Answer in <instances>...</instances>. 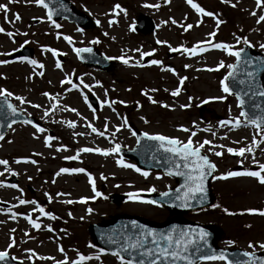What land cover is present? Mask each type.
<instances>
[{
  "label": "rangeland",
  "instance_id": "rangeland-1",
  "mask_svg": "<svg viewBox=\"0 0 264 264\" xmlns=\"http://www.w3.org/2000/svg\"><path fill=\"white\" fill-rule=\"evenodd\" d=\"M71 1L96 21L94 27H78L66 19L49 21L48 10L31 0H18L16 3L0 0V4H6L9 8L7 19L5 13L0 11V28L5 30L0 33V61H8L0 64V89L13 93L9 98L15 105L39 118L46 129L44 133H37L30 124H15L0 141V159L8 160L9 168L16 173L6 172L4 166L0 165V172H3L0 182L5 185L0 187V201L10 205L8 208L0 207V251H7L22 264H56L63 261L65 256L69 260L76 259L77 253L100 255V261L91 260L87 264H119L115 256L101 252L95 246L88 230L91 223L109 219L117 213L141 215L156 221H163L169 216L166 209L133 202L127 195L129 192H147L152 187L156 189L155 192L167 189L174 181L165 174L148 172L145 178L133 169L120 167L116 163L118 159L131 164H135V161L122 158L118 152L107 156L95 151L79 152L76 160L65 159L77 155L78 150L84 147L110 150L116 144H121L131 148L136 139L128 124L121 126L125 120L149 135L160 134L186 141L195 131L196 135L192 137L194 143L207 139L214 145H224L223 149H214L222 151L221 157L207 151L209 145L202 149L217 166L214 177L227 171L258 170L253 156L259 163H264V142L259 143L253 153L246 154V158L227 153L228 147H248L253 137L258 142L261 137L254 126H246L244 118L240 117L241 108L237 99L222 91L220 81L229 69L208 71L209 68L217 69L221 61L224 64L235 61V57L209 47V43H226L233 45L232 50H237L244 45L243 38H247L249 44L264 51L260 47L264 44V22L256 23L258 16L264 14V9L257 8L255 0H230V3L193 0L223 21L218 27L213 17L200 16L186 0H168L167 3L165 0ZM117 4L125 11L116 9L114 14ZM146 4H158L159 8L146 7ZM232 4L236 6L232 7ZM252 12H256V16L251 15ZM14 14L21 19L16 21ZM140 15L154 20L156 25L152 31L144 33L133 29ZM109 20L114 21L111 26ZM172 20L177 23L173 24ZM55 24L61 27L56 28ZM188 24L193 27L185 30ZM8 32L14 35L9 37L6 35ZM212 32L216 33L215 36L209 35ZM64 36L72 37L73 43L65 41ZM235 37H241V41L237 43ZM93 40L99 43H90ZM157 40L162 43L157 44ZM197 43H203L208 50L198 51L196 55L183 51ZM91 46L112 60L113 66L109 71L84 66L73 51V48ZM169 46L180 51H170ZM21 47L33 50L32 59L37 61V65L22 61L21 57L10 59L12 53ZM47 48L56 50L57 55L53 56ZM136 49L153 54L141 58ZM122 55L130 58L128 65L119 59ZM152 59H158L162 64L152 65ZM57 60L60 68L55 66ZM136 61L144 66H132ZM40 64L43 68L38 66ZM167 68H172L175 74L167 71ZM184 77L186 79L180 85L179 79ZM69 79L77 85L76 88L67 83ZM83 84H88L90 88H84ZM178 86L181 91L173 97L171 92ZM45 92L58 99H49L43 95ZM90 94L99 98L101 106L98 110L89 107V102L85 103L84 96ZM15 96L24 97L30 103L21 104ZM148 96L157 103H151ZM220 96L226 98L213 99ZM112 101L116 103L109 107L107 102ZM33 104L39 107H32ZM53 104L57 105L55 109L52 108ZM165 104L169 107L162 106ZM180 105L189 106L181 108ZM46 110L48 115L44 114ZM237 117L242 121L240 127L220 126V121ZM69 122H74L75 127H69ZM89 124L104 132V136L91 132L87 126ZM117 128L119 131H116ZM181 128H188L189 132ZM49 135L54 137L50 147L44 144L45 137ZM237 141L239 143H234ZM57 148L61 150L57 151ZM25 159L35 160L36 163H25ZM241 159L243 165L238 163ZM16 160L21 162L15 163ZM64 167L83 168L85 172L57 176L59 169ZM88 175L93 179L95 191ZM10 176L19 179L15 183L17 188L10 187ZM214 177V205L219 207L186 217L220 227L223 231L221 246L233 245L251 251L247 247L249 241L264 242V217L248 214L244 210L264 209V185L252 177L224 180ZM96 192L101 195L96 196ZM111 193L124 194L127 200L111 202L108 198ZM19 199L36 201L38 206L51 212L57 219L41 216L38 211H33L35 206L32 204L20 205ZM82 199L84 202H81ZM66 200L73 203H65ZM89 208L92 209L91 213L87 211ZM225 208L234 214H227ZM12 213L18 214L15 219L11 218ZM25 215L36 220L40 228H32ZM49 226L52 231H48ZM12 240L15 244L9 248ZM228 241L234 243L229 245ZM60 248L64 252H60ZM29 250L37 255L29 259ZM256 251L260 250L257 248ZM39 256L54 259L41 260L37 258ZM202 264L223 262L208 261Z\"/></svg>",
  "mask_w": 264,
  "mask_h": 264
},
{
  "label": "snow or ice",
  "instance_id": "snow-or-ice-1",
  "mask_svg": "<svg viewBox=\"0 0 264 264\" xmlns=\"http://www.w3.org/2000/svg\"><path fill=\"white\" fill-rule=\"evenodd\" d=\"M18 0H9V3H16ZM31 2H34L35 4L44 7L45 9H48L47 11V18L49 21L52 20L53 17V11L49 8V4L45 2V0H31ZM167 3L168 0H165ZM186 2L196 11L197 14L200 16H208L213 17L216 20L217 27L223 23L222 20H219L216 18V15L211 11H206L203 7H201L199 4L194 3L193 0H186ZM224 3H230V0H222ZM256 7L264 9V0H255ZM146 7H155L159 8L158 4H146ZM232 7H235V4L231 5ZM118 9L119 12H124L125 10L119 5L114 6V14L115 10ZM0 11H3L5 13V19H7V13L9 11V8L6 4H0ZM251 15L256 16V12H252ZM14 19L16 21H19L21 17L18 14H14ZM261 22H264V14H261L258 16L256 23L259 24ZM53 23H55L53 21ZM99 23V21H97ZM114 23L113 20H109V26ZM173 24H176L177 22L175 20H172ZM56 28H60L61 26L59 24H55ZM193 25L188 24L185 27V30H188L192 28ZM5 30L3 28H0V33H4ZM215 32L209 33L210 36H215ZM9 37L13 36L14 34L11 32L6 33ZM107 35V33H105ZM65 41H67L69 44L73 43L72 37L70 36H64L63 37ZM237 43L241 41V37H235ZM25 43H28V41H25ZM90 43H99L98 40H93ZM157 44L162 43L161 41L157 40ZM209 43V42H205ZM243 43L245 45H249V41L247 38H243ZM209 47L220 49L225 51L228 55L233 56L236 58L237 62H240L241 60V53L244 51L243 48L239 50H232L233 45H229L226 43H209ZM261 48H264V44L260 45ZM170 51L176 52L180 51L179 48H172L169 46ZM48 52H51L53 56L57 55V51L51 48L46 49ZM208 48L204 46L203 43H197L196 45L192 46L191 48H184L183 51L190 54V55H196L197 52H204L207 51ZM73 51L79 56L81 53L87 52L91 53L92 49L89 47L85 48H73ZM135 51L139 52V55L141 58L151 56L152 52H145L141 51L140 49H136ZM122 63L125 65L129 64L130 58H125L123 55L119 58ZM21 60H27L29 64L37 65V61L35 59L28 60L26 57H21ZM8 63L7 60L0 61V64H6ZM152 65H161L162 61L158 59H152L150 61ZM245 63H249V61H245ZM40 68H43V65H38ZM56 68H60L61 64L57 60L55 64ZM132 66H141L144 65L140 64L139 61H136L135 65ZM185 67H188V65H185ZM238 67L237 64H224L223 61L219 62L217 69H211L209 68L208 71L218 70L219 68H227L229 69L228 74L220 81L222 91L224 93L232 94L231 89L229 88L228 83L226 81L233 77V69H236ZM167 71L173 72L174 70L172 68H167ZM248 77H252L253 73L248 72ZM184 78L179 79V84L183 85ZM65 81H62L61 83H64ZM67 83L71 84L73 88H76L77 85L73 84L72 81L69 79L67 80ZM239 83L243 84L245 81L241 80ZM84 88H90L88 84H83ZM152 91H156V89H152ZM167 91V89L165 90ZM181 91V88L178 86L176 87L172 92L171 95L173 97L177 96ZM260 96H264V91H260L258 93ZM44 96L49 97V99L56 100L58 97H51L47 92L43 93ZM0 96L2 97H11L13 96V93L8 92L4 89H0ZM16 100H18L21 104L24 103H30V101H26L24 97L21 96H15ZM148 100L151 103H157V101L153 100L151 96L147 97ZM226 97L220 96L215 97L213 99L218 100H224ZM191 99V97L189 98ZM237 99L240 100L239 95H237ZM84 101L87 104L88 103V97L84 96ZM7 104V109L11 112L13 116H16L23 112V109L18 110L16 107H14L11 103H8L5 99L4 101ZM205 103L207 101H204ZM108 106L111 107L112 103H116V101L107 102ZM120 103H123V101H120ZM243 104V101H241V105ZM163 107H169L168 105H162ZM189 105H180L181 108L188 107ZM32 107H39L38 105L33 104ZM57 107L56 104L52 105V108L55 109ZM91 107V105H89ZM71 111H76L75 109H68ZM45 115H48V111L46 110ZM240 117L245 118V124L246 126L248 124L254 126L258 132L257 135L261 137L260 141L258 142L256 137L252 138L251 145L248 147H240L238 149H234L231 147H228L226 149L227 153L246 158V154H251L254 152V148L258 147V144L261 142H264V117L262 116H255V115H249L248 113L241 111ZM143 119V117H141ZM146 122V121H145ZM15 123V121H13ZM22 123L25 124H31L32 127L35 129L37 133H44L46 131L45 128L40 127L39 125L33 123L31 120H23ZM220 126L225 127L228 125H233L235 128H238L241 126L242 121L239 117L237 118H230L223 121H220ZM2 126V125H0ZM69 127H75L74 122H69ZM89 128H91V132L96 133L97 135L104 136V132L98 131L95 127H93L91 124L87 125ZM122 127L127 126V120L124 121V124L121 125ZM11 127V125H9ZM107 127V126H105ZM184 132H189L188 128H181ZM116 131H119V128L116 129ZM82 135V134H81ZM132 135L135 136L136 133L132 132ZM144 138L152 141H158L159 142V148L163 149L164 152L170 153L171 157L170 162L173 165V167L176 169L175 171L172 170V168H169L167 174L172 175H178L184 177V183L181 185L180 188H177L175 192L177 195L173 197L175 201H179V207H190L191 202L195 201L197 203H204L207 197L205 182L209 176H211L216 171V164L210 161L209 156L206 154H201V150L205 148V145H209L210 147L207 149V151L212 152L216 157H221L223 155L222 151H214L215 148H221L223 149L224 145H214L209 140H203L202 142H195L193 141L192 137L196 135L195 131H192L187 138L186 141H181L179 138L174 137H168L160 134L155 135H149L148 133L142 134ZM215 135V133H213ZM4 136L3 134H0V140H3ZM54 139L52 136H46L44 139V144L46 146H51V141ZM139 143V140L137 141ZM234 143H239L234 142ZM63 146H61L62 148ZM61 148H57V151H60ZM97 152L101 153L102 155H110L112 153H117L120 151V145L117 144L114 148L110 150H102L100 148H80L78 150L77 155L68 156L65 157L67 160H76L79 152ZM36 155H39V153H36ZM15 163H20V160L14 161ZM25 163H32L35 164V160H24ZM116 163L123 168H130L134 171L140 173L142 176L147 178L149 175L148 172L142 171L140 168H138L135 164L131 163H125L123 159H118ZM241 165H243V159L238 161ZM253 163L257 165L258 170H249L244 169L242 171H227L226 173H222L219 176L214 177L215 179H229L234 177H252L255 178L259 184L264 185V163H259L255 160V157L253 156ZM0 165L4 166V171L6 172H12L11 168L8 166V160L6 159H0ZM85 169L83 168H60L59 171L56 173L57 176H59L62 173H84ZM13 175H16L15 172H12ZM0 175H3V172H0ZM103 179V177H101ZM159 179V177H157ZM89 183L93 185V191H95V185L93 182V179L91 175H88ZM5 185L0 182V187H4ZM12 188H17L16 184L10 185ZM183 190V191H182ZM148 192H155L156 189L154 187L147 189ZM182 191V194H180ZM47 195V193L45 194ZM101 193L96 192V196H100ZM129 200H132L133 202H140V203H148V204H157L158 202L156 200H143L140 198V195L138 192H129L128 194ZM162 197H168L170 195L169 192H162L160 193ZM49 200L52 199V197H48ZM65 203L71 204L73 203L72 200H66ZM81 202H84L82 199ZM20 205L25 204H32L35 207L33 208V211H38L41 216H46L51 220L57 219L56 216H54L51 212L45 211L43 207H40L37 205L36 201L32 200H24L19 199ZM212 207L217 208L219 205H213ZM89 213H91L92 209L87 210ZM224 211L229 214L233 215L234 213L230 212L227 208L224 209ZM248 214H256L261 217H264V209H245L244 210ZM17 213H12L13 219L17 216ZM70 215V213H69ZM24 218L27 220L28 224L32 226L34 229H39L40 224L34 220L30 215H25ZM245 227H251L250 225H245ZM132 228L137 229L134 235H122L119 239H117L114 235L109 234L107 236V242L110 244L117 245L116 249L111 251V255L115 256L117 260L119 261V264H179V262H184V264H196V262L199 261H220L223 262V264H264V256L258 255L256 252V249L258 248L261 251H264V242H252L249 241L247 247L248 249H251V251H244L239 254H233V258L229 259V255L225 253L224 251H206L207 247V240L206 237L208 233H206L203 229L197 230V229H182L177 228L176 226H173L167 233L160 232L157 233L153 229L146 228L143 225H137L135 222L132 223ZM48 231H52V228L49 226ZM229 245L233 244L234 241H228ZM15 244V241L12 240V242L8 245L9 248H11ZM91 246V245H90ZM31 255L28 257L31 259L32 257H35L37 254L34 251H31ZM60 252H64L63 248L59 249ZM103 252V249L100 250ZM128 258H126V255ZM244 257L245 259H241L240 257ZM9 258V253L7 251H0V261H5ZM38 259L44 260V259H54L53 257H44L39 256ZM12 259H16L15 257H12ZM96 260L100 261V255H85L77 253V258L74 260H69L67 256H65V259L63 261H57L56 264H87L88 261Z\"/></svg>",
  "mask_w": 264,
  "mask_h": 264
},
{
  "label": "water",
  "instance_id": "water-1",
  "mask_svg": "<svg viewBox=\"0 0 264 264\" xmlns=\"http://www.w3.org/2000/svg\"><path fill=\"white\" fill-rule=\"evenodd\" d=\"M45 2L49 4V8L53 11V19L55 20L66 18L71 22H75L80 27H94L96 24L95 21L85 13L77 10L74 4L69 0H45ZM134 27L136 30L149 32L154 28V22L147 16L143 15ZM90 48L92 49L91 53H81L80 57L82 61L86 65L98 66L103 70H109L111 68V62L99 54L94 47ZM243 49L244 51L241 53L240 62H235V64L238 63V67L232 70L234 75L227 80V83L232 94L235 96L239 95L240 105L241 101H243L241 107L244 112L249 115L264 117V96H260L258 94L260 91H264V52L255 50L250 45H245ZM16 56L32 57L33 53L30 48L23 47L17 51L13 57ZM245 61H249V63H245ZM248 72H252L253 76L248 77ZM241 80L245 81V83H239ZM5 99L8 103L12 104L8 98L0 96V125H2L0 126V134L5 136L10 128L9 125L14 124L13 121L16 123L27 119L41 126V123L34 117L26 116L23 112L13 116L7 109V104L4 102ZM90 101L95 108H98L99 103L95 97H90ZM262 127H264V125H262ZM135 133L139 143L137 142L131 149L120 147L119 152L123 157L135 160L137 162V167L145 171L161 170L167 174L169 168H172L173 171L176 170L169 159L171 154L166 153L163 149L159 148L158 141H152L144 138L142 131L137 130ZM201 154L205 153L201 150ZM213 175L214 173L209 176L205 182L207 197L204 203L200 204L193 201L191 202L190 207H179L178 205L180 202L173 199V197L177 195L175 190L180 188L184 183V177L172 175L171 177L175 179L176 184L167 191H164L170 193L168 197H162L160 193L153 192L141 194L143 199L156 200L158 205L167 208L173 215L172 217L162 222H156L138 215L126 213L115 214L109 219L89 225L88 229L95 245L106 252L111 253V251L116 249L117 245L108 243L107 236L111 234L119 239L122 235H134L137 229L132 228V223L135 222L137 225H143L146 228L155 230L157 233H167L173 226L182 229H203L206 233H208L206 237V251H224L229 255V259L233 258L234 253L239 254L244 252V250L240 248L220 247L218 245V240L220 238L221 231L216 225L191 221L183 216L187 213H196L201 210H205L214 204L215 196L211 186ZM10 181L16 183L17 178L11 177ZM182 191L180 194H182ZM125 198L126 197L121 194L110 195V200L112 202L120 203L124 201ZM257 254L264 256V251H258ZM12 257V255H9V258L5 261H0V264H21L19 261L12 259ZM126 258H128L127 255ZM240 258L245 259L242 256ZM199 262L201 261L198 260L196 264H199ZM179 264H184V262H179Z\"/></svg>",
  "mask_w": 264,
  "mask_h": 264
},
{
  "label": "flooded vegetation",
  "instance_id": "flooded-vegetation-1",
  "mask_svg": "<svg viewBox=\"0 0 264 264\" xmlns=\"http://www.w3.org/2000/svg\"><path fill=\"white\" fill-rule=\"evenodd\" d=\"M202 109H205V107L204 108H202ZM128 124V127H129V129L132 131L133 130V125L132 124H129V123H127ZM204 263V262H203Z\"/></svg>",
  "mask_w": 264,
  "mask_h": 264
}]
</instances>
